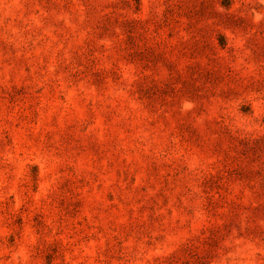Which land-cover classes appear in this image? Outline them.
<instances>
[{"label": "rangeland", "instance_id": "rangeland-1", "mask_svg": "<svg viewBox=\"0 0 264 264\" xmlns=\"http://www.w3.org/2000/svg\"><path fill=\"white\" fill-rule=\"evenodd\" d=\"M0 264H264V0H0Z\"/></svg>", "mask_w": 264, "mask_h": 264}]
</instances>
